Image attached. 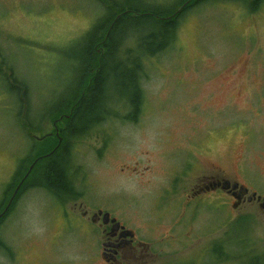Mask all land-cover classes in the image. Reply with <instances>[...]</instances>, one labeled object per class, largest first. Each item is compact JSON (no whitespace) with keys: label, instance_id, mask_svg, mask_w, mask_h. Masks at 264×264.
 I'll use <instances>...</instances> for the list:
<instances>
[{"label":"rangeland","instance_id":"rangeland-1","mask_svg":"<svg viewBox=\"0 0 264 264\" xmlns=\"http://www.w3.org/2000/svg\"><path fill=\"white\" fill-rule=\"evenodd\" d=\"M142 1L161 9L178 2ZM105 13L97 0H0V50L7 59L0 64V202L22 156L33 157L35 144L37 154L57 129L51 117L40 119L26 138L18 124L21 106L1 86L6 68L26 84L35 121L82 67L65 52H73ZM175 39L143 64L137 120L131 123L128 109H117L118 117L72 143L71 174L81 197L63 202L30 189L4 216L0 264H107L101 228L79 217V204L135 232L141 243L136 258L125 250L119 264H214L202 253L227 239V230L264 251V218L256 205L240 203L230 215L220 192L183 202L196 177L218 167L229 184L264 192V2L255 12L234 1L202 3L178 22ZM116 90L118 98L127 94ZM248 124L254 132L247 138L242 130L251 131ZM193 160L202 172L192 171Z\"/></svg>","mask_w":264,"mask_h":264},{"label":"trees","instance_id":"trees-1","mask_svg":"<svg viewBox=\"0 0 264 264\" xmlns=\"http://www.w3.org/2000/svg\"><path fill=\"white\" fill-rule=\"evenodd\" d=\"M97 1L104 6L105 15L81 36L73 52H65L69 59L82 67L73 69L75 79L70 83L69 89L60 93V97L54 98L50 102L51 108L39 114L35 121L29 114L26 84L14 76L12 68H6L10 73H5L7 75L2 78L1 86L3 85L11 99L21 106L17 111L18 124L26 138H30V132L39 129L37 123L40 119L49 117L57 125V136H46L44 145L37 154V145H33V157L28 155L23 159L22 156L12 181L3 192L0 214L18 185L19 188L8 209L0 216V223L4 216L13 210L20 196L30 189L44 190L63 202L81 197L73 188L72 178L70 181L67 177L70 168L72 172L74 169L72 143L91 137L99 126L111 120V115L118 117L117 109H128L125 118L131 123L137 120L143 104L140 81L144 62L173 47L178 22L193 8L213 0H178L172 7L162 9L157 6H145L142 0H109V6L106 4L108 0ZM223 1L245 5L251 12H255L258 5L264 2ZM133 13L138 15L132 16ZM149 26L151 29L145 31ZM129 32L133 33L132 37ZM6 60L0 50V64L6 65ZM129 66L131 69H128ZM120 88L127 94H120L118 98L112 93ZM22 115L25 116V123L21 122ZM248 125L251 131L242 130L247 138L249 133L254 132L251 125ZM196 198L199 197H188L183 202ZM221 198L223 205L229 207L231 215L232 204H228L224 197ZM229 222L231 223V220ZM234 225L238 223L235 222ZM3 247L0 242V250H3ZM253 249L255 244L253 245L248 237L232 236L227 230V239L221 241L219 238L214 241L211 250L202 253V259L206 261L214 258V264H264V251L256 252Z\"/></svg>","mask_w":264,"mask_h":264},{"label":"flooded vegetation","instance_id":"flooded-vegetation-1","mask_svg":"<svg viewBox=\"0 0 264 264\" xmlns=\"http://www.w3.org/2000/svg\"><path fill=\"white\" fill-rule=\"evenodd\" d=\"M66 116H68V115H65V117ZM55 132H57V129H55ZM56 135H57V133H56ZM222 159L224 160V158H221V160ZM203 161H204V158L202 157L201 163ZM191 168H192V171L202 172L200 170V164L195 163L194 160H193V163L191 165ZM206 169H209V168H206ZM224 169H222L221 167H218V170H216L217 173L213 174V171H212V172H210L211 174L207 173V174L201 175L199 177L197 176L195 179L196 180L195 185H194V187H192L189 190L186 198H188V197L189 198H191V197L192 198H194V197L203 198L206 195L215 194L217 192H220L222 197H224L227 200V203L231 204V202H230L231 199H234V201H237V197L240 196L239 204L240 203H247L249 205H253V204L256 205V207L258 208V210L260 212L261 217L264 218V192L259 191L258 189L256 190L254 188H248L245 183L242 184L243 182L242 183L237 182L238 187H236L235 189H233L234 183H230L229 188H226V189L223 188V183L226 180H228V179L224 178V176H223V175H225ZM71 173H72V171L70 168L67 177L70 181H71L70 178H72L71 182L74 184V186H73V188H74L75 187V183H74L75 179ZM220 173H222V174H220ZM260 189H262L264 191V187L260 188ZM244 190H247V192L243 193ZM254 194H255V197H254ZM233 204H232V206H233ZM75 206L76 205L74 203V207H73L72 211L76 210ZM78 207L77 208L79 209V214H80L79 217L81 219H86V218H88L87 216H89V221L94 225L98 224V227L101 228L100 234H101V238L104 240L103 243L101 244L102 250H103L102 251V257H103L104 261L107 262V264H119L120 259L123 258V253L125 252V250L128 253H130L132 259L136 258L135 254L133 253V250L138 245H141V243L136 242V236H135V232L133 230L127 228L121 222H119L120 225L123 226L125 230H131L133 232V237L131 239L129 236L127 238L119 237V233L122 232L121 229H119L117 232H113V233L110 232V229L112 226L110 220L114 217H112L109 213L108 214H109L110 220H109L108 224L104 225L103 221H102V216L95 219V222L91 221V216L95 213V211L94 212L89 211V209H87V207L85 205H81V204H79ZM97 211H99V209L96 210V212ZM102 213H107V212L102 211ZM114 219L116 220V218H114ZM128 239H130L129 240L130 242L126 243V241ZM104 243L108 244V249H106V250L103 248ZM139 256H142V254H139Z\"/></svg>","mask_w":264,"mask_h":264},{"label":"water","instance_id":"water-1","mask_svg":"<svg viewBox=\"0 0 264 264\" xmlns=\"http://www.w3.org/2000/svg\"><path fill=\"white\" fill-rule=\"evenodd\" d=\"M180 8H181V7H180ZM136 15H138V14H136V13H133V14H132V16H136ZM30 169H31V166H30V168H29V171H30ZM229 187H230L229 182H228V181H225V182L223 183V188L226 189V188H229ZM236 187H238V184H237V183H234V184H233V189H235ZM18 188H19V185H18L17 188L14 190V192H13V194H12L10 200L8 201V205L6 206L7 209H8V207H9V205L11 204V201L13 200V198H14V196H15L17 190H18ZM245 192H247V190H244L243 193H245ZM239 194H240V193H239ZM254 197H255V194H254ZM239 200H240V196L237 197V201L233 204V208H235V207H237V206L239 205ZM4 211H5V210H4ZM4 211H3V212H4ZM3 212L0 214V216H2V214H4ZM101 216H102L103 224H104V225L108 224V222H109V220H110V218H109V214H108V213H102V211H100V210L97 211V212H95V213L91 216V221H92V222H95V219H97V218H99V217H101ZM110 222H111V224H112L111 229H110V232H112V233H113V232H117L119 229H121L122 232L119 233V237L127 238V237L129 236L130 239L133 237V232H132L131 230H125L124 227L121 226L120 223L117 222L114 218H112V219L110 220ZM130 239H128V240L126 241V243H129V242H130V241H129ZM107 246H108V244H106V243L103 244V248H104V249H105V247H107ZM105 250H106V249H105Z\"/></svg>","mask_w":264,"mask_h":264}]
</instances>
